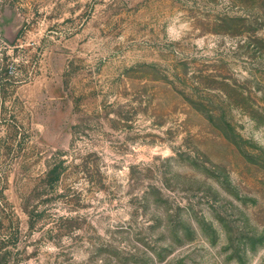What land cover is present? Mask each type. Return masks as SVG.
<instances>
[{
  "label": "rangeland",
  "instance_id": "1",
  "mask_svg": "<svg viewBox=\"0 0 264 264\" xmlns=\"http://www.w3.org/2000/svg\"><path fill=\"white\" fill-rule=\"evenodd\" d=\"M241 1L0 0V264H264Z\"/></svg>",
  "mask_w": 264,
  "mask_h": 264
},
{
  "label": "trees",
  "instance_id": "2",
  "mask_svg": "<svg viewBox=\"0 0 264 264\" xmlns=\"http://www.w3.org/2000/svg\"><path fill=\"white\" fill-rule=\"evenodd\" d=\"M241 2H242V5L244 7H246L247 9L258 10V11H260V12L262 11L264 13V0H242ZM253 17H256V16H253ZM251 18H252V15H249L248 17H246V16H243V17H240V18L239 17H235V18H232L231 20L235 21V22H237V21L242 22L240 24V27L242 26V29H243V27H245L244 24H243L244 21L245 22L256 23V24L259 22L258 21L259 17L258 18L256 17L255 19H257V20H253V21L251 20ZM262 25H264V23ZM244 30L248 31V30H246V28ZM59 177H60V172H55L54 170H52L50 172V178H52L53 181H55V180L57 181V179H59ZM10 241H11V235H9L7 233L5 235H0V251H2L1 250L2 249V244L4 245V243H10ZM7 251L3 253V259L5 261L8 260L7 255H6Z\"/></svg>",
  "mask_w": 264,
  "mask_h": 264
}]
</instances>
